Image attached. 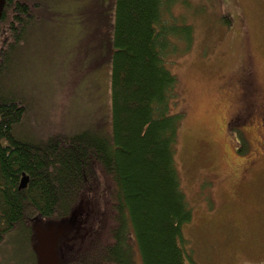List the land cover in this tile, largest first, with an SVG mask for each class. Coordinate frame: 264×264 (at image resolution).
I'll return each instance as SVG.
<instances>
[{"label": "rangeland", "instance_id": "374dc122", "mask_svg": "<svg viewBox=\"0 0 264 264\" xmlns=\"http://www.w3.org/2000/svg\"><path fill=\"white\" fill-rule=\"evenodd\" d=\"M20 1L34 22L18 44L6 26L0 56L15 45L31 106L22 135L45 140L109 128L114 0ZM190 3L174 11L191 25L192 43L168 63L181 114L174 158L192 211L182 228L185 248L195 264H264V0ZM112 189L111 176L98 170L67 217L31 220L32 250L35 224L70 225L57 242L61 264L87 234L99 246ZM12 238L0 244V264H37L34 250L15 249ZM127 238L132 264H141L132 232Z\"/></svg>", "mask_w": 264, "mask_h": 264}, {"label": "trees", "instance_id": "16d2710c", "mask_svg": "<svg viewBox=\"0 0 264 264\" xmlns=\"http://www.w3.org/2000/svg\"><path fill=\"white\" fill-rule=\"evenodd\" d=\"M190 4L114 0L107 129H83L45 140L22 135L27 124L21 123L31 106L20 86L22 66L12 56L15 45L7 48L9 52L3 50L0 244L14 234L13 247L31 251L30 221L67 217L100 170L113 184L108 234L102 232L99 246L90 234L81 243H71L66 264H132L130 232L141 264H195L182 231L192 211L174 158L181 114L175 109L177 79L168 65L192 43L191 25L174 11ZM11 9L14 18L9 17ZM33 22L25 3L6 0L0 35L8 26V36L18 44ZM23 176L28 181L20 189Z\"/></svg>", "mask_w": 264, "mask_h": 264}, {"label": "water", "instance_id": "95a60500", "mask_svg": "<svg viewBox=\"0 0 264 264\" xmlns=\"http://www.w3.org/2000/svg\"><path fill=\"white\" fill-rule=\"evenodd\" d=\"M6 0H0V19L5 6ZM28 178H21L19 188H25ZM70 229L69 224L49 225L47 228H42L39 224H35L34 232L37 241L34 253L37 264H61L57 252L58 238Z\"/></svg>", "mask_w": 264, "mask_h": 264}, {"label": "flooded vegetation", "instance_id": "af4514ba", "mask_svg": "<svg viewBox=\"0 0 264 264\" xmlns=\"http://www.w3.org/2000/svg\"><path fill=\"white\" fill-rule=\"evenodd\" d=\"M262 124H264V123H262Z\"/></svg>", "mask_w": 264, "mask_h": 264}]
</instances>
